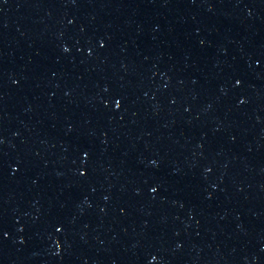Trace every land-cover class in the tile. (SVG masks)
<instances>
[{
    "label": "water",
    "instance_id": "obj_1",
    "mask_svg": "<svg viewBox=\"0 0 264 264\" xmlns=\"http://www.w3.org/2000/svg\"><path fill=\"white\" fill-rule=\"evenodd\" d=\"M123 0H0V262L72 131Z\"/></svg>",
    "mask_w": 264,
    "mask_h": 264
}]
</instances>
